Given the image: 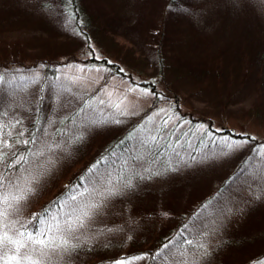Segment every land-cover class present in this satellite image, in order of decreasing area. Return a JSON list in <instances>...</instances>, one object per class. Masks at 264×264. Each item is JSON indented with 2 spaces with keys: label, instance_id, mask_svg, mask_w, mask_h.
Listing matches in <instances>:
<instances>
[{
  "label": "trees",
  "instance_id": "obj_1",
  "mask_svg": "<svg viewBox=\"0 0 264 264\" xmlns=\"http://www.w3.org/2000/svg\"><path fill=\"white\" fill-rule=\"evenodd\" d=\"M31 1L37 4L41 13L46 10L51 17L56 15L65 20L63 25L75 34L81 33L88 46H91L94 38H101L107 30H111L107 25L102 27L96 19L111 18L106 20L111 24L110 20L129 14L130 8L126 0H27V3ZM135 1L137 21H145L141 29L148 31L149 37L153 38L151 48L156 51L158 74L164 84L187 83L190 94L205 93L214 107L222 109L238 93L246 78L254 74L257 100L264 101V93L260 94L261 86L264 87V0ZM255 4H258L257 12H248L249 6ZM196 18L200 19L201 24H194ZM111 32L117 35L115 31ZM137 33H140L139 29ZM48 72L52 82H56L53 81L55 69L47 67ZM166 75L170 82L165 81ZM141 82L157 93L158 88L153 80ZM57 87L61 85L57 84ZM168 88L166 86L165 93L161 92L165 95L164 99L180 101V91L178 93L177 89H173L172 93ZM27 100L32 101L33 106L27 108L24 104L21 110L18 101L16 108H7L0 103V114L13 111L24 124L23 135L11 136L10 146L3 148L5 159L0 164V171L9 177H13L14 172L34 158L32 152L44 126L46 110L49 109V105L40 97L34 101V97L26 94L22 101ZM153 102L156 104L155 100ZM62 103L66 104L64 101ZM83 110L81 102L67 114L60 115L54 123L53 138L63 136L74 140L78 155L70 164V174L54 181L48 197L37 200L29 207L26 204L22 216H16L21 224L27 225L29 231L37 227L34 217L46 207L50 208L49 215L57 217L61 224L66 220L70 222L74 211L80 209L78 201L93 193L94 206L97 207L105 199L101 209L103 214L94 215L98 211H95L96 207H91L93 212H88L81 229L93 217L98 218L100 224L93 236L84 234L85 241L78 237L67 240V249L73 256L69 264H116L118 259L124 260L126 264H180L179 261L185 262L186 258H194L199 264H208L210 259L220 255L225 261L226 256L230 257L233 251L237 252L234 257H230L233 259L231 264H256L263 260V234L248 239L239 234V227H236L232 233L223 237L220 235V241L209 249L201 241L206 236L204 233L200 239L193 237L203 230L217 229L219 223L229 229L227 223L231 219L227 218V222L218 219L212 225V218L216 216L209 211L215 206L227 211L231 191L236 186L233 184L237 180L243 182L255 176L264 179V169L257 170L251 177L247 176L249 164L246 159L250 150L242 156L236 154L238 160L232 156L235 163L230 170L225 169L223 178L215 187L206 185L207 181L193 184L186 198L183 187H168L171 193L167 192V188L161 190L162 184L169 182L181 169L184 170L179 176L187 175L189 166L192 167L191 162L203 160L208 154L214 153L216 145L212 143L213 138L208 136L209 130L214 137L224 134L233 140L239 139L242 134L228 128L215 131L209 119L206 129L196 133L195 125L200 122L190 119L184 129V136L181 132L174 133L173 125L159 138L162 125L156 137L150 138L143 136L142 118L127 117L119 121L121 125L118 128L122 126L121 130L107 134L95 144L91 139L86 142L87 139L83 140L81 133H76ZM255 113L259 115L260 110ZM90 120L105 123L97 115ZM114 120L105 119L109 123L108 129L113 127L111 124L114 123L111 122H116ZM194 135L195 138L189 141V137ZM256 183L262 186V180ZM99 194L101 199L97 201ZM116 197H119V201L112 202L114 204L111 203L107 209L109 202ZM54 201L57 203L53 204ZM250 203L254 205L253 201ZM125 204L129 205L128 214L125 213ZM160 210L164 211V216L157 219ZM263 218L264 206L259 219ZM77 228L71 229L70 233ZM251 240L256 241L252 244Z\"/></svg>",
  "mask_w": 264,
  "mask_h": 264
},
{
  "label": "rangeland",
  "instance_id": "obj_2",
  "mask_svg": "<svg viewBox=\"0 0 264 264\" xmlns=\"http://www.w3.org/2000/svg\"><path fill=\"white\" fill-rule=\"evenodd\" d=\"M126 2L130 7L129 14L122 18L110 20L111 24L106 21L111 18L96 19L102 27L107 25L111 30H107L103 36L101 33L102 37L94 38L91 46H88L81 33L75 34L68 26L63 25L66 23L65 20L56 15L51 17L46 10L41 13L33 1L27 3V0H0V76L4 78L3 82H0V94H2L0 103L7 108H13L18 101L20 110L24 104L30 108L33 106L32 101H22V98L29 94L34 97V101L40 97L45 104L49 105L43 120L44 126L32 152L34 158L13 173L15 177L32 178L33 191L19 205L17 217L22 216L26 206L29 207L37 200L42 201L48 197L55 184L54 181L70 174V164L78 155L75 148L76 142L71 138L65 139L63 136L53 138V128L60 115L67 114L74 105H79L81 102H83L84 110L76 133H81L82 139H87L86 142L91 139L95 144L107 134L121 130L122 126L118 128L121 125L119 121L127 117L142 118L143 136L150 138L156 137L155 134L162 125L163 130L160 131L159 138L173 125H175L174 133L181 132L184 136V129L190 119L200 122L195 125L196 133L206 129L209 119L215 131L228 128L243 135L233 140L224 134L214 137L213 132L209 130L208 136L213 138L212 143L216 145L214 153L208 154L203 160L191 162L192 167L189 166L187 175L179 176L184 170L181 169L170 178L169 182L162 184L161 190L167 188L169 193L171 191L168 187L170 189L183 187L184 198H186L189 196L191 186L198 185L202 181H207L206 185L215 187L223 178L225 169L230 170L235 163L233 161L235 155L240 153L239 155L242 156L247 150H250L246 159L249 164L247 176L251 177L257 170L264 169V155H261L264 153V101L257 100L254 74L246 78L238 93L234 94V97L226 102L222 109L214 107L205 93L190 94L187 83L171 84L169 76L166 75L165 81L170 82V85L164 84L162 77L158 74L156 51L151 48L153 38L149 37L148 31L141 29L145 21H137V13L134 11L136 1L126 0ZM257 8L258 4L251 5L248 12L251 13L250 10L257 12ZM137 24L140 27L137 28ZM194 24H201L200 19L196 18ZM114 27L115 30H112ZM138 29L140 33H137ZM111 31H115L118 36L112 35ZM103 58L106 61H100ZM47 67L55 69L53 81L56 82H52L49 72L46 73ZM148 80L155 82L158 88L157 93L146 84H141V81ZM41 82H43L42 85H40ZM57 84L61 87H57ZM166 86L172 93L173 89L180 91L178 92L180 101L173 98L164 99L165 95L161 92L165 93ZM261 87L260 94H263L264 87ZM63 101L66 104H63ZM257 110H260L259 115L255 113ZM96 115L107 125L92 122L90 118ZM111 118L116 122H111L114 123L111 124L113 127L108 129L109 123L105 119ZM0 120V142H2L0 146L6 148L11 144V136L23 135L24 124L13 111H3V114H0ZM193 138L195 135L190 136L189 141ZM225 138L232 142H239V146L227 148ZM238 159L239 156L234 160ZM263 180L259 176L243 182L237 180L233 184L236 186L233 189L231 187L227 211L218 206L209 211L216 216L212 218V225L218 219L226 222L227 218L231 219L227 223L230 230L219 223L217 229L203 230L193 237L200 239L204 233L206 236L201 241L209 249L220 241V235L223 237L227 233H232L236 227H239V234L247 236L248 239H255V236L259 234L264 235V218L259 219L264 206ZM256 182H260L262 186ZM228 198H225V201ZM100 199L101 194L97 201ZM118 201L119 197L112 199L107 209ZM252 201L254 205L250 203ZM104 204L105 199L100 205L95 206V211L98 212L94 215L102 213ZM77 205L80 209L74 211L71 215L74 217H70V222L73 223V228H78L71 233L70 230L62 233L60 237L65 240H74L77 237V239H84L85 233L93 236L100 224L96 217L90 218L89 224H85L82 229L76 222L77 216H81L82 221L85 218L82 216V208L89 212L95 205L93 193L85 195ZM128 209L129 205L125 204L126 214L129 212ZM163 216L164 211L160 210L157 219H162ZM255 241L251 240L252 244ZM59 242L60 238L57 239V243ZM70 252L68 249L50 252L44 264H69L73 261ZM235 252L237 251L232 252L231 258L234 257ZM12 254L11 250H7V255ZM230 257L226 256L223 261L220 255L210 259L208 264H231L233 259ZM118 261L121 260L118 259ZM179 262L180 264H199L194 258H186L185 262ZM256 264H264V258Z\"/></svg>",
  "mask_w": 264,
  "mask_h": 264
},
{
  "label": "snow or ice",
  "instance_id": "obj_3",
  "mask_svg": "<svg viewBox=\"0 0 264 264\" xmlns=\"http://www.w3.org/2000/svg\"><path fill=\"white\" fill-rule=\"evenodd\" d=\"M3 79V76H0V82H3ZM225 145L232 149L238 147L239 142H232L225 138ZM4 159L5 154L0 146V164ZM31 184L32 178L9 177L4 171H0V264H44L50 252L67 249L68 242L61 238L60 234L65 230L73 229L74 225L67 220L61 224L57 217L49 215V207L34 217L37 227L31 231L28 230L27 225L21 224L15 218L19 205L33 191ZM72 199L75 200L76 197L73 196ZM56 203V201L53 202V204ZM81 212L83 217L89 214L84 208ZM76 222L77 225L82 226V217L77 216ZM41 224L42 228L39 227ZM58 238H60L59 243H57ZM7 250H11L13 254L7 255ZM117 264H126V262L121 260Z\"/></svg>",
  "mask_w": 264,
  "mask_h": 264
}]
</instances>
